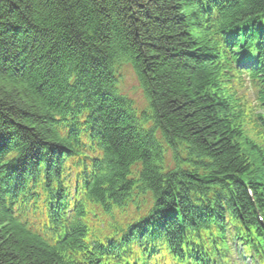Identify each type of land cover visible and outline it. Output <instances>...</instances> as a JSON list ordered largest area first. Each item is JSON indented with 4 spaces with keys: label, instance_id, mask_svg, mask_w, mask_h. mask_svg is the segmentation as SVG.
Returning <instances> with one entry per match:
<instances>
[{
    "label": "trees",
    "instance_id": "obj_1",
    "mask_svg": "<svg viewBox=\"0 0 264 264\" xmlns=\"http://www.w3.org/2000/svg\"><path fill=\"white\" fill-rule=\"evenodd\" d=\"M206 1L0 0V162L12 160V166L0 164V264H71L65 260L68 250L40 240L27 222L22 225L6 197L39 176L42 185L58 187L63 157L73 154L72 142L61 138L63 118L77 120L82 109L94 111L95 131L106 145L92 198L122 203L135 185L129 168L141 160L137 181L153 191L162 230L180 238L178 218L167 216L177 205L184 223L230 220L216 229L219 239L225 242L241 229L247 248L256 246L248 229L261 235L254 223L264 185L248 181L250 197L237 179L248 170V160L226 103L216 104L209 95L215 75L197 28ZM218 9L224 24L233 25L264 12V0H219ZM128 58L149 98L154 124L171 147H184L191 156L175 171L165 172L152 132L143 131L129 103L111 91L122 64L117 60ZM68 133L78 141L75 126ZM61 149L65 154L59 158ZM40 158L45 164L38 165ZM237 216L249 225L241 228Z\"/></svg>",
    "mask_w": 264,
    "mask_h": 264
},
{
    "label": "bare ground",
    "instance_id": "obj_2",
    "mask_svg": "<svg viewBox=\"0 0 264 264\" xmlns=\"http://www.w3.org/2000/svg\"><path fill=\"white\" fill-rule=\"evenodd\" d=\"M251 28H255L254 26H250L249 28H248V30L249 29H251ZM250 32H252L251 30H249ZM129 60V58L128 59H119V60H117V64L119 63V62H122V64L124 63V66L122 67V69L123 70H130V68H129V66H130V64H129V62H127ZM61 138H64V139H66L67 141H68V143L69 144H71V142L73 143V140H75V139H77V136L76 135H74V134H71V133H64L62 136H61ZM65 153H64V149H61L59 152H58V154H56L59 158L62 156V155H64ZM5 162L7 163V164H12V160L11 159H9V158H6V160H5ZM5 162H3V161H1L0 162V164L1 163H3V164H5ZM39 164H45V159L44 158H40L39 159V162H38V165ZM12 166V165H11ZM8 187H10V185L8 186ZM6 198H8V202L9 203H12V200H15V197L14 196H7ZM60 248V247H59Z\"/></svg>",
    "mask_w": 264,
    "mask_h": 264
},
{
    "label": "rangeland",
    "instance_id": "obj_3",
    "mask_svg": "<svg viewBox=\"0 0 264 264\" xmlns=\"http://www.w3.org/2000/svg\"><path fill=\"white\" fill-rule=\"evenodd\" d=\"M69 71V70H68ZM124 77L121 80V88L123 90L124 94L130 95L131 98L136 102V104L142 103L141 94L138 89H135L136 81L134 78H132V73L128 70L124 71ZM130 93V94H129Z\"/></svg>",
    "mask_w": 264,
    "mask_h": 264
}]
</instances>
